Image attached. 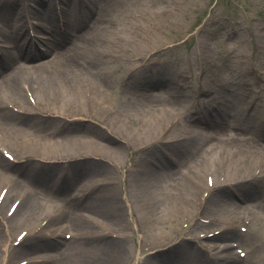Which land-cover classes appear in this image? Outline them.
I'll use <instances>...</instances> for the list:
<instances>
[{
  "label": "rangeland",
  "instance_id": "1",
  "mask_svg": "<svg viewBox=\"0 0 264 264\" xmlns=\"http://www.w3.org/2000/svg\"><path fill=\"white\" fill-rule=\"evenodd\" d=\"M42 1L55 7L67 0ZM129 1L105 11L106 1L90 4L85 0L96 11L88 14L89 9H83L87 17L79 25L55 31V37L51 36L56 41L41 49L35 46L30 56L26 40L17 38L27 34L28 26L16 23L18 14L9 16L5 10L9 0H0V24L9 20V26L21 29L0 40V54L5 52L3 47L11 51L17 47L18 61L27 67L35 60L39 63L36 57L42 52L48 56L71 50L69 37L63 35L68 31L74 37L89 32L88 38L96 40L92 49L88 41L78 38L80 44L70 51L89 57L90 64L80 63L75 73L87 76L86 85L93 88L91 109L86 105L89 117L71 122L67 118L71 108L63 112L64 117L58 114L61 118L35 115L36 109L29 115H13L0 98V110L10 115V121L0 124V161L5 166L0 171V264H83L102 246L103 237L127 238L119 264H146L151 256L170 255L174 257L156 264H264V0ZM14 2L21 20L23 14L44 15L37 0ZM73 6L71 10L69 3L63 5L65 17L76 11ZM48 22H42L45 28H50ZM20 89L21 99L43 96L35 87ZM215 111L222 118L215 119ZM201 112L211 114L212 119L194 121ZM153 114L159 121L152 140L143 142L137 131L127 134L125 123L137 124ZM92 123L113 132L121 146L108 159L103 157L109 171L94 161L101 158L94 152L65 164L67 157L62 154L26 156L25 150L42 147L39 142L46 136L53 137L48 142L55 146L87 134ZM18 127L31 131L14 134ZM229 133L240 136L239 146H228ZM147 143L150 146L138 153ZM213 149L222 150L226 157L214 160ZM4 150L15 151L18 159L7 163ZM211 161L216 170L210 169ZM59 163L63 165L56 166ZM188 165L197 167L204 183L194 200L171 204L164 198L169 195L166 192L154 203H143L147 186L141 184V177L146 172L170 180L168 169L185 172ZM21 170L31 175L24 179ZM69 170H78L80 187L89 192L83 200L91 203L87 208L91 214L80 209V195L67 182ZM207 175L216 183L206 184ZM251 176L261 182L250 180ZM106 192L116 196L120 208L113 222L108 220L111 205L104 200ZM213 193L219 194L215 203L209 201ZM26 196L36 198L42 207L18 206ZM228 202H238L229 209L243 214L228 213L224 208ZM52 204L57 208L54 213L48 212ZM147 204L156 210L154 216L147 213ZM72 221L87 228L85 238L74 239L75 233L67 228L68 224L72 228ZM26 239L43 242L24 254Z\"/></svg>",
  "mask_w": 264,
  "mask_h": 264
},
{
  "label": "bare ground",
  "instance_id": "2",
  "mask_svg": "<svg viewBox=\"0 0 264 264\" xmlns=\"http://www.w3.org/2000/svg\"><path fill=\"white\" fill-rule=\"evenodd\" d=\"M14 1H17V0H9L8 7L5 9L7 10L9 16L10 15L15 16L18 14L17 15L18 21L16 23H18L19 21H22L24 22V24H27L28 22H29L28 24H30V21H31L32 25H29V26L34 30L33 31L34 35L32 36L24 35L23 36L24 38L21 40L28 41V44L31 47L36 46L38 44H41V45L51 44L54 38H52L50 34H48L47 32L43 30L46 28L49 29V27L46 26L45 28V25L42 22H48L47 19L52 18V17L54 18L55 15H62L63 17H65L62 9L58 8L57 6L60 3H57L55 7H53V5H51L50 2L44 3L42 0H37L41 4V7H42L41 10L44 11V15L42 16V15H37V14H32V13L23 14L22 20H21V18L19 19V13H20L19 9L15 8L17 6L19 7V5L15 3ZM88 1L90 4L94 3V0H88ZM104 1H106L107 6L104 7L103 10L112 11V10H116L122 7L128 0L126 1L113 0V2L110 4L107 3V0H104ZM129 2H133V1L130 0ZM82 3H83V0H78V4H75V0H72V6L73 5H76L78 7L80 6L79 7L80 9H81ZM20 4L22 5V3ZM26 5H27V10H28L29 9L28 7L30 6L29 4H26ZM13 7L15 8V10L14 11L10 10V9H14ZM75 10L76 11H74L68 18L65 17L66 19L65 24H69L72 27H76L77 25L81 23V21L76 22L78 16H77V9ZM93 10L96 11L95 8ZM88 14H90V12H88ZM6 21L8 22L7 24L6 23L0 24V40L2 41H5L6 36H10L11 33L14 34L16 31L21 30L14 26L12 27L9 26L8 24H11V22L9 20H6ZM22 26L23 25H21V27ZM23 28L24 27H22V29ZM91 29L92 28L90 27L89 30ZM41 31H44V32H41ZM86 34L80 37L75 36L74 38H72L71 41L68 42V45L72 46L71 50L74 47L76 48V46L80 44L76 41L78 40V38H80L83 41L84 40L88 41L89 44L91 45V48L92 49L95 48L94 46H95L96 40L93 38H88V36H90L89 32H88V35ZM99 35H100V32L97 33V36ZM18 39L20 38L18 37ZM11 42L9 40H6L7 44ZM98 43H101V41H98ZM3 49L5 50V52L0 54V60L4 59L6 61H3V62H10L12 64V67L8 68L5 73L0 74V94H2V97L0 98L3 99L2 106L6 108L9 113L13 115H20V116L29 115L32 113L33 109H36L34 113L35 115H40V116L51 115L53 117L55 116L60 117L59 115H62L64 117L65 114H63V112L69 111V109L71 108V114L67 115V118L69 120H72L71 122L77 121L78 118L79 120H83L85 119V117L87 116L89 117L90 111H88L89 108L87 106H89L90 109L92 107L91 106V96L93 95V88H91L89 85H86L88 82L87 76L75 75L76 71L78 70L77 66L80 65V63L82 65L90 64L89 57L87 55H84L83 53H79L75 51L70 53L71 50H68L64 54L52 52L51 53L52 56H50L47 60H40L41 61L40 63H35V65L33 64L31 67H27L25 63H19L18 61L17 54L19 53V50L11 51L7 47H3ZM15 49H18V48L16 47ZM98 62L100 61L98 60ZM96 65L97 63H95V67ZM93 66L94 65L92 63V67ZM24 85H27L28 88L29 87L37 88L40 91V93H43V96L39 98L38 100H36L31 95V92L28 91L27 93H29V96H32V97L31 98L25 97L21 99L20 96L22 95V93L20 92L21 90L20 88L22 87L23 89ZM94 97L95 95L92 98ZM75 100L77 101L75 102ZM15 106H17V108ZM37 106L40 108L39 110H37ZM208 111L210 113V110ZM200 114L201 115L197 114L196 118L194 117V121H198V123H201V122L203 123L204 121H207L206 116L209 117L208 119H212L213 117L211 116V114L207 115L205 112H201ZM221 114H219L218 111H215V114H214V116L216 115L215 119L222 118ZM156 116H157L156 114H153L144 120L138 121L137 124L133 122V120L132 122L129 121L125 123L124 127L127 130V134H129L131 131H137V132H141V138L143 142L152 140L155 136L154 133L157 127L156 122L159 121V118L155 119ZM93 118L94 117L91 116V119ZM91 119H88V121H91ZM125 119L131 120V118L129 117ZM7 121H10V115H8L7 112L5 113L0 110V124L5 123ZM131 123L134 125L133 126L134 128L131 127ZM90 126H91L90 130L87 129L86 131L87 134H83L81 136L75 135L72 137L73 140H67V139L64 141L61 140L57 142L58 144L55 146L52 145L53 143L48 142V139H51L53 137L46 136L44 141L39 142L43 146L42 147L34 146V147L27 148L25 150L26 156H28V154L30 155L35 154V156H39L40 154L51 155V156L62 154L67 157L66 162H64L65 164L67 163L69 159L82 158V157H84L85 159V157H89L91 153L94 152V154L101 156V158H98V160L94 159V161L96 162L98 161V164L100 166L104 165L107 171H109L110 168L107 166V164L103 162V157L106 156V159H108L112 155V153H114L117 150H120L121 146L118 145V139L113 134V132H107L106 130H104L102 126H101L102 130L99 129L96 123H92V125ZM30 131L31 130L29 127L27 128L18 127L14 130V134H21V133L28 134V132ZM88 132L92 133V135H90ZM119 134L121 133L119 132ZM18 137H21V136L18 135V136H13L11 138L14 140ZM239 138L240 136L237 135L236 133L227 134V140H229L227 142L228 146L229 147L239 146L241 144V140ZM148 146H150L148 143L141 146L137 150V152L138 153L142 152L143 149H145ZM221 151L222 150H219V149L211 150V156H213V154H215L216 156L214 160L219 159L220 156H222L223 158L226 157L225 156L226 153L222 154ZM7 152L12 155L11 161H7L4 159L7 163H13L18 159V155H17L18 153H16L15 151H12V152L7 151ZM62 165H63L62 163H59L56 166H62ZM194 165H188L186 167L187 171L185 172L168 169L167 170L168 177L170 178V180L169 179L165 180V178L160 175L155 177V173L152 172L151 170L146 172L141 177V184L143 186H147V188L144 191L145 200L143 201V203L145 202L154 203V199L157 198V196L162 195V194L166 195V192L169 193V195H167V197H164V198L167 200V202L171 204L186 203V201L194 200V196L199 193L202 187H204V183L202 181L203 178L202 179L201 177L199 178L200 175L198 174L197 167ZM2 167H5V166L0 161V171H2ZM209 167L211 170H216L215 168H217V165L211 161ZM29 171L35 172V170H31V169ZM69 171L72 172V170H69ZM21 172H22L21 175L24 179H26V176L31 175V173L29 174L28 172H23V170H21ZM71 172H69L68 178H71L74 184L72 183H68V184L77 190L76 194L80 195V198H81L80 204H79L80 209L82 210L84 209V211H86L83 213L91 214L90 212L87 211V208L92 207L91 203L87 201V199L83 200L86 198L89 192L81 189L80 185L82 184V180L79 181L78 175L80 174L78 173V170L74 171L75 174H73L74 172L72 173ZM101 173L106 174L105 169H103ZM214 179L215 178L209 177L207 175L205 178L206 184L209 183L210 186L212 184H215L216 181H214ZM249 179L252 181L261 182L260 179L253 177V176L249 177ZM83 181L85 180L83 179ZM172 187L173 188L175 187L174 189L176 190L172 189ZM170 189H172V191H170ZM5 193H8V190ZM8 194H6L4 198H6ZM213 194L214 195L211 198H209V201L211 203H215L217 198L219 197V194H216V195L215 193ZM246 195H248V192L246 193ZM22 200L23 198L19 201L18 206L19 205L26 206L28 204L27 207H31V205H34L33 209L42 207L40 202L38 203L36 198L26 196L23 202ZM104 200H106V202H109L111 205L110 212L108 214L109 216L108 220L113 222L118 216V213L120 212V208L118 207L116 203V200H117L116 196L113 194L111 195L109 192H106L104 193ZM234 203H238V202H228L227 204H225L224 208L226 209V211L228 213H235L238 215L243 214L238 209H233V210L229 209V207L234 205ZM147 206H148L147 213L152 214V216H154L153 213H155L156 210H154L153 206L149 207V204H147ZM1 210H2V206L0 205V211ZM48 210H49L48 212L54 213L57 210L56 205L52 204L48 206ZM14 212H16V208ZM4 216H6V214ZM68 225H67V228H69L72 232L75 233L74 239L77 238V241H78L80 239L85 238V235H86L85 232L87 228L83 227L82 223L73 222L72 228L71 226L69 227ZM40 234H41V231L39 235ZM25 241H26V244L24 242L22 245V247L25 246L22 252L24 254L30 252L32 248L38 246L39 244H41V242H43L42 240L33 241V239H26ZM74 242L76 243V241ZM101 242H103L102 246L98 245L97 248L90 254V258H88L86 262H84L83 264H119L120 254L123 251L127 250V244H128L127 238L120 237V239L118 240H113L112 238L108 239L106 237H103L101 238ZM14 249L15 247H12V250ZM199 251L201 252V250ZM27 255L29 256V254ZM172 257L174 256L170 255L167 258L159 259V257L151 256V258H148V260L146 261V264H156V263H159L160 261L167 260L169 258L171 259ZM5 262L9 263L10 261L6 260Z\"/></svg>",
  "mask_w": 264,
  "mask_h": 264
}]
</instances>
